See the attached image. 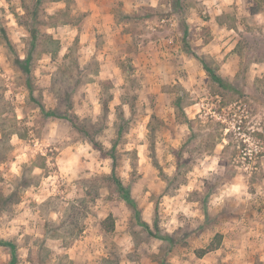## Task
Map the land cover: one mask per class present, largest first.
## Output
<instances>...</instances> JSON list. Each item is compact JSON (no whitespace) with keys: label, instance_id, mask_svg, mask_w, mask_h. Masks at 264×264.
<instances>
[{"label":"rangeland","instance_id":"rangeland-1","mask_svg":"<svg viewBox=\"0 0 264 264\" xmlns=\"http://www.w3.org/2000/svg\"><path fill=\"white\" fill-rule=\"evenodd\" d=\"M0 241V264H264V0H0Z\"/></svg>","mask_w":264,"mask_h":264},{"label":"trees","instance_id":"trees-1","mask_svg":"<svg viewBox=\"0 0 264 264\" xmlns=\"http://www.w3.org/2000/svg\"><path fill=\"white\" fill-rule=\"evenodd\" d=\"M9 44V43H8ZM206 70H207V68H205ZM208 73L210 74V76L212 77V79L215 81V82H217V83H219L220 85H222V86H224V84H223V80L221 79V78H219L217 75H215V74H213V73H211L209 70H208ZM41 110L43 111V112H45L46 113V115H47V117L48 116H55L54 114H52L51 112H48L45 108H44V106H41ZM68 119L72 122V124L74 125V127H76V128H79V130H81V131H83L85 134H87V129L86 128H84V129H81L79 126H78V124H77V118L73 115V116H70V117H68ZM91 139V141L93 142V144L101 151V152H103V153H105V151H104V148H103V146L99 143V142H97L94 138H90ZM114 159V158H113ZM113 172V174H112V178H116V169H115V159H114V167H113V170H112ZM117 183L120 185V190H121V194L124 196V199L129 203V204H132V205H134L133 204V199H132V197H131V195H130V193H128V192H126L125 190H124V186H123V184H122V182L119 180V179H117ZM108 229L110 230V231H112L113 230V228L112 227H108ZM0 245H8V246H10L11 244L10 243H6V242H3V241H0Z\"/></svg>","mask_w":264,"mask_h":264}]
</instances>
